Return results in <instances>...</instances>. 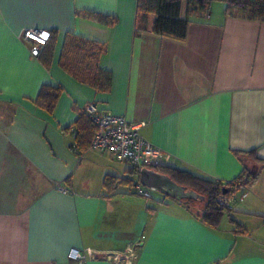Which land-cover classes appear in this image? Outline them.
Segmentation results:
<instances>
[{"label":"crops","instance_id":"obj_1","mask_svg":"<svg viewBox=\"0 0 264 264\" xmlns=\"http://www.w3.org/2000/svg\"><path fill=\"white\" fill-rule=\"evenodd\" d=\"M136 20L137 0L0 6V264H73L71 247L120 251L141 235L134 264H264V21L228 13L224 1L191 17L183 39ZM27 29L53 35L48 63L31 54ZM68 34L104 44L108 90L60 66ZM44 85L60 89L51 110L37 102ZM88 104L141 124L170 155L164 166L222 183L244 168L257 176L207 225L183 202L136 194L131 166L85 136L78 149L72 126Z\"/></svg>","mask_w":264,"mask_h":264},{"label":"trees","instance_id":"obj_2","mask_svg":"<svg viewBox=\"0 0 264 264\" xmlns=\"http://www.w3.org/2000/svg\"><path fill=\"white\" fill-rule=\"evenodd\" d=\"M212 0H137V25L147 31L156 32L174 39H183L187 25L194 15L207 13ZM226 11L246 16L249 19L264 21V0H223ZM98 20L107 21V16L92 14ZM51 34V32H50ZM54 46L53 35L45 42L39 54L46 63L50 60ZM104 44L90 41L80 36L68 34L64 40L59 57L60 66L80 82L94 86L98 90H108L111 84V73L100 67V57L104 52ZM60 89L44 85L40 89L37 102L45 109L51 110L57 102ZM75 132V143L82 151L81 139L85 136L86 144L90 146L95 132V126L88 116L82 115L72 126ZM259 161L258 158H256ZM262 161V160H261ZM169 175L178 184L185 185L204 196V200H191L186 205L195 210L200 219L210 226L217 225L228 208L217 200L219 196H231L239 188L249 186L257 176V171L244 168L233 180L222 183L211 180L186 170L169 166L156 168ZM133 174L138 169L131 167ZM138 180H130L132 186ZM105 181L106 185L109 183ZM226 190L225 193L223 191ZM194 203L201 204L198 207Z\"/></svg>","mask_w":264,"mask_h":264},{"label":"built area","instance_id":"obj_3","mask_svg":"<svg viewBox=\"0 0 264 264\" xmlns=\"http://www.w3.org/2000/svg\"><path fill=\"white\" fill-rule=\"evenodd\" d=\"M46 34V38H45ZM22 37L33 40L34 46L30 52L38 56L45 42L50 38V31L27 29ZM32 37H36L33 39ZM43 40V43L40 41ZM85 113L95 126V132L90 147L101 152H109L118 161H123L131 167L157 168L167 164L170 155L146 140L140 133L141 124H131L124 115L101 112L94 104L85 107ZM134 192L144 198H152V190L142 185L138 180L133 185ZM219 203L230 208L234 201L233 195L219 196ZM145 235L128 244L120 251H97L90 247H71L67 256L73 264H87L92 259H105L111 264H134Z\"/></svg>","mask_w":264,"mask_h":264},{"label":"water","instance_id":"obj_4","mask_svg":"<svg viewBox=\"0 0 264 264\" xmlns=\"http://www.w3.org/2000/svg\"><path fill=\"white\" fill-rule=\"evenodd\" d=\"M138 181L148 189L162 193L184 204L191 200L203 201L205 199L195 190L178 184L169 175L155 168L141 167L138 170ZM225 192L226 190L223 191V193Z\"/></svg>","mask_w":264,"mask_h":264},{"label":"rangeland","instance_id":"obj_5","mask_svg":"<svg viewBox=\"0 0 264 264\" xmlns=\"http://www.w3.org/2000/svg\"><path fill=\"white\" fill-rule=\"evenodd\" d=\"M212 1H215V2H220V1H223V0H212ZM152 194H159L157 191H154V190H152ZM201 204H199V203H194V206L195 207H198V206H200Z\"/></svg>","mask_w":264,"mask_h":264},{"label":"snow or ice","instance_id":"obj_6","mask_svg":"<svg viewBox=\"0 0 264 264\" xmlns=\"http://www.w3.org/2000/svg\"><path fill=\"white\" fill-rule=\"evenodd\" d=\"M22 2H28V0H22ZM5 3V0H0V6H2ZM33 39H36V37H32ZM45 38H46V34H45ZM41 43H43V40L40 41Z\"/></svg>","mask_w":264,"mask_h":264}]
</instances>
